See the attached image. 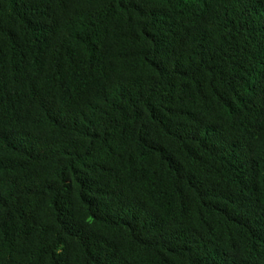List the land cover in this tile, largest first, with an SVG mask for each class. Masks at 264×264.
I'll list each match as a JSON object with an SVG mask.
<instances>
[{
  "label": "trees",
  "instance_id": "trees-1",
  "mask_svg": "<svg viewBox=\"0 0 264 264\" xmlns=\"http://www.w3.org/2000/svg\"><path fill=\"white\" fill-rule=\"evenodd\" d=\"M0 264H264V0H0Z\"/></svg>",
  "mask_w": 264,
  "mask_h": 264
}]
</instances>
